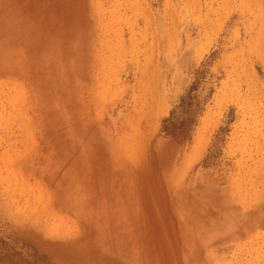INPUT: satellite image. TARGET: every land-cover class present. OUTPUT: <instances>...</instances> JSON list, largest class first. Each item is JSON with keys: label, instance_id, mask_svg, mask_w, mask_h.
I'll return each mask as SVG.
<instances>
[{"label": "rangeland", "instance_id": "obj_1", "mask_svg": "<svg viewBox=\"0 0 264 264\" xmlns=\"http://www.w3.org/2000/svg\"><path fill=\"white\" fill-rule=\"evenodd\" d=\"M0 264H264V0H0Z\"/></svg>", "mask_w": 264, "mask_h": 264}, {"label": "trees", "instance_id": "obj_2", "mask_svg": "<svg viewBox=\"0 0 264 264\" xmlns=\"http://www.w3.org/2000/svg\"><path fill=\"white\" fill-rule=\"evenodd\" d=\"M197 74L199 75V79H202L205 77L204 70L198 71ZM192 89L195 90L194 88ZM193 90L188 92V95H187L188 98L186 101V111L184 112V115L186 113V115L189 117V120H192L191 119L192 115L198 113L197 110L199 109V101L197 100V95L191 94Z\"/></svg>", "mask_w": 264, "mask_h": 264}, {"label": "bare ground", "instance_id": "obj_3", "mask_svg": "<svg viewBox=\"0 0 264 264\" xmlns=\"http://www.w3.org/2000/svg\"><path fill=\"white\" fill-rule=\"evenodd\" d=\"M209 131V130H208Z\"/></svg>", "mask_w": 264, "mask_h": 264}]
</instances>
